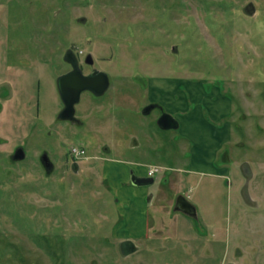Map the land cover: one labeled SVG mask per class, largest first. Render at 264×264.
I'll use <instances>...</instances> for the list:
<instances>
[{"label": "rangeland", "instance_id": "374dc122", "mask_svg": "<svg viewBox=\"0 0 264 264\" xmlns=\"http://www.w3.org/2000/svg\"><path fill=\"white\" fill-rule=\"evenodd\" d=\"M68 50L111 81L83 91L79 125L59 117ZM152 101L182 126L161 128L160 108L143 112ZM186 130L212 146L199 161ZM81 145L89 157L72 169L64 153ZM134 162L160 167L144 186L155 196L117 204L109 172ZM179 185L197 218L157 197ZM227 262L264 264V0H0V264Z\"/></svg>", "mask_w": 264, "mask_h": 264}, {"label": "water", "instance_id": "95a60500", "mask_svg": "<svg viewBox=\"0 0 264 264\" xmlns=\"http://www.w3.org/2000/svg\"><path fill=\"white\" fill-rule=\"evenodd\" d=\"M247 11L254 13L255 7L253 3H249L246 7ZM65 58L72 61L74 68L58 77V88L60 95L65 103L64 108L59 113V117L63 119H75L76 118V104L80 101L81 95L85 90H91L97 95L103 94L108 87L110 86V77L106 71L96 69L90 74H85L82 68L78 64V58L76 55L72 57L70 52L66 53ZM86 62L94 63V58L92 54L87 55ZM151 109V106H147L146 109ZM145 109V112L148 110ZM78 119V118H77ZM175 121V122H174ZM158 123L163 128H176L178 127V121L170 113L164 112L158 119ZM26 157V150L23 146L17 147L13 158L15 160H21ZM45 159L49 158L48 154L44 155ZM132 182L137 185H149L154 182V176L147 175H132ZM187 208L191 205L193 208L194 205L190 203L186 198ZM180 204L184 205V202L178 201V208ZM182 208L185 210L186 207ZM188 210V209H186ZM192 212V211H188ZM194 212V211H193ZM192 212V213H193ZM122 251L129 254L136 250V245L132 240L123 241Z\"/></svg>", "mask_w": 264, "mask_h": 264}, {"label": "crops", "instance_id": "0c3cea01", "mask_svg": "<svg viewBox=\"0 0 264 264\" xmlns=\"http://www.w3.org/2000/svg\"><path fill=\"white\" fill-rule=\"evenodd\" d=\"M166 82V81H165ZM179 83L180 84H182V83H186V84H189L187 81H179ZM179 85V84H178ZM177 85V86H178ZM163 86H165V87H163ZM163 88L166 90V89H169V85H168V83H164V85H162V87L158 84L157 86H155V88L154 89H157L156 90V93L154 94V93H152L151 92V95H155V97H157V94L158 93H162L163 92ZM174 88V87H173ZM179 88H176V89H174V91L175 90H178ZM180 93H179V98L181 99V102H182V104L184 103L183 101L186 99V96H185V94L180 90L179 91ZM161 96V94H159V97ZM153 98V100H155L156 98ZM224 99H226V101L228 100L227 99V97L225 96L224 97ZM156 100H158V99H156ZM229 101V100H228ZM167 103H169V102H167ZM195 121H197V119H195ZM206 120H204V123H206V125H210V123L209 122H205ZM181 122V121H180ZM200 122V121H199ZM204 123L203 122H200V124H203L204 125ZM181 126H182V122H181ZM180 126V127H181ZM212 126V125H211ZM213 127V129L211 130V135H213L215 138H216V144H215V146H214V149L213 150H218L219 149V146H221V144L223 143V142H226L227 140H225V138L223 137V139L221 140V137L219 136V132H220V129L219 128H216L217 126L215 125V127L214 126H212ZM186 133L188 134V135H191L192 137H193V135H192V132H190L189 130H186ZM204 139H203V136H201L200 134H199V136H197V135H195L194 137H193V142H192V146H193V150L195 151L194 153H193V159L195 160V161H199V160H201L200 159V156H202V155H207V153H208V150H209V146L210 147H212L211 145H210V142H207V144H205L204 142ZM201 145H204V147L203 146H201ZM135 146L137 147L138 146V140H136L135 141ZM109 151H110V148H109ZM203 159H204V157H203ZM135 163V162H134ZM117 166V165H116ZM116 166L114 167V169L116 168ZM134 166L135 167H128V166H125V165H123V166H120V167H117L116 169H115V171H114V173L113 172H109V176L110 177H112L111 179H112V185L114 184V186H116L115 188L116 189H113L114 190V193H116L117 191L119 192V194L121 195V197H122V200H121V203L120 204H125L126 202L127 203H129V205H130V202H133L134 200H136V201H138V198H140L141 197V194L143 193V192H145L146 191V189H144V187H141V186H139V187H135V185H133L131 182H130V169L132 168V169H134L135 171H137L138 172V175H147L148 176V170H149V168L150 167H152V166H155V165H152V164H150L148 167H147V169H145L144 167H140V165L139 164H137V163H135L134 164ZM110 170V168H107V170H106V172H108ZM125 183V184H124ZM122 184V185H121ZM111 185V184H110ZM182 189V188H181ZM116 191V192H115ZM136 193V192H138V194H135V196H132V193ZM124 197V198H123ZM162 221V220H161ZM146 222H150V220H146ZM163 222V221H162ZM163 225H164V223H163ZM150 228H154V230H159L158 228H160L159 227V225H158V227H157V225L155 226V224H153L152 226H150ZM148 231H145L143 234H146ZM120 235H123V233H121ZM135 237H142V234H140L139 236H135ZM126 240H132V239H126ZM125 241V240H124ZM133 241V240H132ZM134 242V241H133ZM123 243V241L121 242V244ZM135 245H136V249H137V244L136 243H134ZM121 249H122V245H121ZM123 253H125V252H123ZM131 253V252H130ZM129 253V254H130ZM127 254V253H126Z\"/></svg>", "mask_w": 264, "mask_h": 264}, {"label": "flooded vegetation", "instance_id": "af4514ba", "mask_svg": "<svg viewBox=\"0 0 264 264\" xmlns=\"http://www.w3.org/2000/svg\"><path fill=\"white\" fill-rule=\"evenodd\" d=\"M247 10V9H246ZM249 12V11H248ZM256 12V11H255ZM254 12V13H255ZM251 13V12H250ZM253 13V14H254ZM252 14V13H251ZM67 52H70V54L72 55V57H74L76 54L73 52V51H71V50H68ZM66 52V53H67ZM66 56V55H65ZM76 57L78 58V64H79V66L82 68V70H83V66H82V64L80 63V59H79V57L76 55ZM69 61V63H70V70H72L73 68H74V65H73V63H72V61H70V60H68ZM93 63H89V66L91 65V67L93 66L92 65ZM97 68H95V67H92V69L89 71V72H84V70H83V72L85 73V74H90V73H92V72H94L95 70H96ZM69 70V71H70ZM110 85H111V81H110ZM110 87V86H109ZM109 87H108V89H109ZM107 89V90H108ZM106 90V91H107ZM105 91V92H106ZM104 92V93H105ZM103 93V94H104ZM224 93H229V92H224ZM96 94V93H95ZM100 95H102V94H100ZM225 96L227 97V99L229 100V101H231V100H233L232 99V96H231V98H230V96H228V94H225ZM232 102V101H231ZM64 106H65V104H64ZM147 106H151V109L150 110H148V108L146 109V107ZM160 108L161 110H162V113H161V115L164 113V112H166V113H170V114H172L173 116H174V118L178 121V127H176V128H179L180 126H181V122H180V120L176 117V115L174 114V113H172V112H170V111H164L165 110V108H164V105H163V103H161V102H159V101H152L151 103H148L144 108H143V112L145 113V114H148V113H150L154 108ZM145 109L146 110H148V112H145ZM61 112V111H60ZM160 115V116H161ZM160 116L158 117V119L160 118ZM78 118V119H77ZM61 119H63V118H61ZM158 119H157V123H158ZM68 120H70L71 122H73V123H76V124H81L82 123V120L80 119V117H78L77 116V113H76V118L75 119H68ZM175 122V121H174ZM158 125H159V123H158ZM160 126V125H159ZM161 127V126H160ZM161 128H163V127H161ZM174 128V127H173ZM163 129H170V128H163ZM17 149V148H16ZM107 150H109V148L107 149ZM16 151V150H15ZM85 153H86V155L84 156V158H86V157H89L88 155H87V149H86V147H85ZM47 154V152H42L41 153V155H40V161H41V165H42V167L45 169V172L46 173H51L54 169H55V162L49 157V158H46L45 159V157H44V155H46ZM65 155H64V160L66 161V163L65 164H68L72 169H76V170H78L79 169V161H80V159H75L74 157H73V155H72V153H71V151L70 152H66V153H64ZM15 160V159H14ZM160 171V170H159ZM158 173V172H157ZM156 173V174H157ZM133 174H136V175H138V172L137 171H135L134 169H130V182L133 184V185H135V187H138V185L137 184H134L133 182H132V175ZM156 174L155 175H153L154 176V182H155V177H156ZM105 182L104 183H107L106 181L107 180H104ZM153 182V183H154ZM153 183H151V184H153ZM108 185L110 184V183H107ZM125 184V183H124ZM122 185V184H121ZM150 185V184H149ZM139 186H141V187H144V186H146V185H139ZM180 187H179V191H177L178 193H176V195L174 196V197H172L168 192H167V190L168 191H171L172 190V187H168L167 188V190L166 189H158V191H157V197L158 198H160L161 199V201L163 202V203H166V206H167V209L168 208H170V210H168L167 212H170V211H175V212H178V211H180V212H183V213H186V214H188V215H191V216H193V217H195V218H197L198 217V211H197V207H196V205H195V203L194 202H192V200L188 197V195H186L185 193H184V191L181 189V185H179ZM144 189H146V191L145 192H147V193H150L151 191H150V189H148V188H144ZM245 189H246V187H245ZM183 191V192H182ZM245 191V193L247 194H249V192H248V190H244ZM114 192V191H113ZM115 194V197H116V202H117V204H120L121 203V199H122V197L120 196V195H117L116 193H114ZM135 194H138V192H136V193H132V196H135ZM154 196H155V192H151V197H153L154 198ZM185 198L190 202V203H192L193 205H194V207L195 208H193L191 205H189V207L187 208V203H186V201H185ZM115 199V198H114ZM250 201H252L251 199H249ZM178 201L180 202H184V205L183 204H180L179 203V206L181 207V208H178ZM182 205H183V207H186L185 208V210L182 208ZM186 209H188V210H186ZM188 211H194L193 213L192 212H188ZM226 264H235V263H230V262H227Z\"/></svg>", "mask_w": 264, "mask_h": 264}, {"label": "built area", "instance_id": "2783aa9c", "mask_svg": "<svg viewBox=\"0 0 264 264\" xmlns=\"http://www.w3.org/2000/svg\"><path fill=\"white\" fill-rule=\"evenodd\" d=\"M71 152L77 159L84 157L86 154L85 148L82 146H73ZM159 170H160L159 166H152L149 169V174L154 175L157 172H159Z\"/></svg>", "mask_w": 264, "mask_h": 264}]
</instances>
